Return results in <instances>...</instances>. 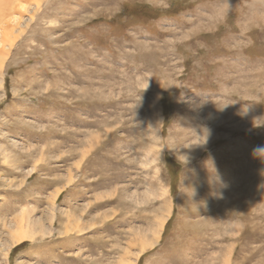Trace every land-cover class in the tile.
I'll return each mask as SVG.
<instances>
[{
  "label": "rangeland",
  "instance_id": "obj_1",
  "mask_svg": "<svg viewBox=\"0 0 264 264\" xmlns=\"http://www.w3.org/2000/svg\"><path fill=\"white\" fill-rule=\"evenodd\" d=\"M258 146L264 0H0V264H264Z\"/></svg>",
  "mask_w": 264,
  "mask_h": 264
},
{
  "label": "bare ground",
  "instance_id": "obj_2",
  "mask_svg": "<svg viewBox=\"0 0 264 264\" xmlns=\"http://www.w3.org/2000/svg\"><path fill=\"white\" fill-rule=\"evenodd\" d=\"M196 8V7H195ZM12 9V8H11ZM8 22V21H7ZM149 47V46H148ZM140 57V56H139ZM212 61V60H211ZM217 63V62H216ZM73 66V65H72ZM131 68V67H130ZM79 70V69H78ZM75 71V70H74ZM128 72V71H127ZM121 75V74H120ZM101 76V75H100ZM135 79V78H134ZM127 84V83H126ZM86 85V84H85ZM107 89V88H106ZM105 90V89H104ZM108 90V89H107ZM99 95V94H98ZM103 96V95H102ZM249 209V208H248ZM240 217V216H239ZM17 218V217H16ZM16 218L10 219L3 223L5 228H8V234L11 236V242L13 246L19 245L25 241L33 239L35 219L23 217L21 220ZM3 227V228H4ZM8 248V247H7Z\"/></svg>",
  "mask_w": 264,
  "mask_h": 264
},
{
  "label": "clouds",
  "instance_id": "obj_3",
  "mask_svg": "<svg viewBox=\"0 0 264 264\" xmlns=\"http://www.w3.org/2000/svg\"><path fill=\"white\" fill-rule=\"evenodd\" d=\"M253 154L264 157V146H258L257 148H255L253 150Z\"/></svg>",
  "mask_w": 264,
  "mask_h": 264
}]
</instances>
